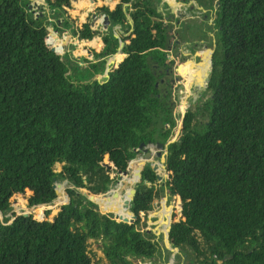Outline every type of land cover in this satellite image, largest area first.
Wrapping results in <instances>:
<instances>
[{
	"label": "trees",
	"instance_id": "1",
	"mask_svg": "<svg viewBox=\"0 0 264 264\" xmlns=\"http://www.w3.org/2000/svg\"><path fill=\"white\" fill-rule=\"evenodd\" d=\"M45 1L49 15H36L27 0H0V264L152 262L159 245L143 226L166 190L181 201L180 219L175 211L169 217L170 241L188 264H264V0H206L217 3L209 96L181 117L176 135V59L169 56L176 34L160 0L96 6L93 13L111 21L107 30L91 26L93 13L73 22V0ZM97 36L104 47L92 50L94 60L66 62L61 38ZM121 40L124 56L107 71ZM158 142L168 145L166 186L157 190L156 172L141 162L131 202L136 219L117 220L128 216L120 189L114 203L99 197L137 149ZM57 163L70 202L52 207L62 177ZM27 192L41 215L13 211L12 200Z\"/></svg>",
	"mask_w": 264,
	"mask_h": 264
},
{
	"label": "rangeland",
	"instance_id": "2",
	"mask_svg": "<svg viewBox=\"0 0 264 264\" xmlns=\"http://www.w3.org/2000/svg\"><path fill=\"white\" fill-rule=\"evenodd\" d=\"M29 6L30 5H33L35 4V2H37L39 4V6H46L44 5L46 3L45 0H27ZM78 1V0H77ZM76 0H73L72 2V6L70 9H72L73 7H76ZM162 0H160V3H161ZM180 1V0H179ZM182 1V0H181ZM187 2H189L190 0H186ZM90 3L91 0L89 1ZM159 3V4H160ZM94 4L95 5H92L90 6V4L85 7H82L81 9V14L80 16L78 17H71V19L73 20V22H75L76 24H79L80 25V21L81 20H86L89 17V20H91V14L93 12H95V7L96 6H102V5H108L110 8H113L114 7V2L113 1H110V0H94ZM35 6L33 7V12L37 15V9L35 8ZM210 8V9H209ZM208 11H207V16H206V22H202L201 24H204V25H208L209 22H211V24H209L207 29H210L211 27V32L213 34V37H209L206 39V43L207 45H205L204 47H199L201 48L202 52H204V56L202 58L205 59L208 55V51L210 49H212V45L213 43H215V37H216V29H215V26H214V20H215V17H216V9H217V3L214 2L213 4V7H209ZM212 8V9H211ZM50 10V9H49ZM212 10V11H210ZM159 11L162 12L166 17L168 16V13L167 11H164L162 9L161 6H159ZM88 12V13H87ZM86 13L88 15H86ZM86 15V16H85ZM194 16H198V17H195L196 20H203V17L198 15V13H194L193 14ZM175 17V16H174ZM83 18V19H81ZM187 18V17H186ZM185 19V17H184ZM195 19H185L184 21H182L181 17L179 18V16L177 18H174L172 19V30L171 32H174V33H178V32H181L184 28V26H187V24L191 21H195ZM177 20H179L180 23H177ZM188 22V23H187ZM191 24L192 26H194L195 28L198 27L196 22H192V23H189ZM119 29V27L117 28ZM49 30V33L50 34H53L55 35L56 37H60L59 35H57L55 29L53 28V26H49L48 28ZM60 39V38H59ZM178 39L179 42H176V40ZM177 39L175 38V35L173 36V40H174V44L176 46L174 50V52H170V55H177L176 56V66H179L180 69L182 70L181 72H187V73H190V72H194L196 70H194L193 66H189L187 63L188 61H186V56L183 54V52H186L185 50L186 49H183V46H182V42L184 41V38H179L177 37ZM72 42L76 41L77 38L76 37H73L71 38ZM60 45H62V54L64 53L65 55H67V59H66V62L69 64V65H73L75 62L74 60L72 59L71 55L73 56V53L79 49V46L78 44H74V43H69V40H64L63 38L60 39ZM56 44V43H55ZM189 52V50H188ZM82 54V58L83 59H87L86 57H88L87 54ZM117 55V54H115ZM202 55V54H201ZM85 56V57H84ZM118 58L120 57L117 56ZM77 60L76 63L77 64H84V60ZM90 60H94V57H91ZM111 60L112 59V56L107 58V66H110L111 65ZM187 64V65H186ZM209 65V69L208 71L205 73L204 77L208 76V74L210 73V70H211V64L210 62L208 63ZM204 65V64H203ZM202 66H199L198 68L201 70V72H203V69H202ZM195 73V72H194ZM70 74V71L69 73ZM199 75V74H198ZM175 76L177 77V80L174 82V84L172 83V92H173V99L175 100V116L177 118V126L172 130V133L174 135H176L177 131H178V128H179V123L181 122V117L183 116L184 113H186V108L188 109H194L196 106L200 105L201 102L206 99L208 96H209V93L207 92V88H206V80L204 79V83H202L203 79H200L198 78L197 81H195L194 83V91H192V94H189V90H187L186 88V82L188 80H190L189 78L186 77V75L184 73H180V74H175ZM195 75L192 76V78H194ZM98 78H101V76H99ZM149 148V153L148 154L144 148L143 149H139L137 151V154H136V157L134 159H132V161H130L129 163V167H130V164L133 163L136 159H139L137 160L136 162V166H135V169H134V173H130V171L127 172V174H123V173H112V177H113V182L111 184V187L109 189V191L104 194L103 196H100L99 198L100 199H104L103 202L105 203H114L117 201V198H120V202H122L123 204V207H125V203L127 201L126 198H128L129 196V192H130V189L135 187L136 184L135 182H133L135 180V174H136V169L137 167L141 164V162H143V168L144 166H146V164H148L147 159H148V156L151 157L152 161L149 163L150 164V167H157L158 165L163 169V173L166 172V176L164 179L162 180H158L157 179V182L155 183V186L157 188V190H160L161 189V186L163 185V183L168 179V171L167 169V166H166V163H165V167H164V162L162 161V159L156 155L157 152H159V149L154 146V145H149V146H146ZM162 152L164 153L165 152V148L162 149ZM145 164V165H144ZM55 169L58 173H61L62 174V177H59L57 182H56V185H57V190L59 192V195H58V198L57 200H55L53 203H52V207H57L59 205H62V204H67L70 202L69 200V197H68V193H67V187L69 186V182H68V178L67 176L65 175L64 173V170L62 168V164H59L57 163L55 165ZM157 174H159L161 176V171L159 172L158 171V168H157V171H156ZM131 174V175H130ZM164 176V175H163ZM128 178V180L126 181V179ZM145 184L147 186H151V182H145ZM163 187V186H162ZM120 189V190H119ZM119 190V192H121L116 199H113L112 195L114 193H116L117 191ZM79 192H83V193H86L85 190L83 189H79L78 190ZM29 192H27V194H23V195H17L13 200H12V209L14 212H35V213H38V214H42L43 212V209L41 207H30L28 205V202H27V196H28ZM168 195V196H167ZM120 196V197H119ZM169 197V198H168ZM169 204H173L175 206V222L177 220L180 219V214H179V211H180V207H181V203H180V198L178 196H170V194L167 192L164 193V195L161 197V198H157L155 201H154V210L153 211H149L147 213V220H146V223L145 225L143 226V229H146V230H149L153 233V235L155 236V240L158 242V245H159V254L157 255V257L155 259L152 260L151 264H188V262L185 260V257L182 255V253L180 251L174 253L171 249L172 247L169 246V247H166V243H165V235L164 233L165 232H169L168 231V228H167V224H168V220L167 222H161L162 218H165L167 219V212H168V209L166 208ZM98 207L101 209L103 208L102 205H98ZM0 216L2 217L1 213H0ZM174 223V222H173ZM156 227L158 228L159 227V231H158V234H156ZM171 230V229H170ZM93 252H96L98 256H102L101 252L100 251H97L96 248H93ZM144 262L140 261L139 264H143Z\"/></svg>",
	"mask_w": 264,
	"mask_h": 264
},
{
	"label": "crops",
	"instance_id": "3",
	"mask_svg": "<svg viewBox=\"0 0 264 264\" xmlns=\"http://www.w3.org/2000/svg\"><path fill=\"white\" fill-rule=\"evenodd\" d=\"M79 1L81 2L82 0H78L76 2V7H73L72 9H68V14L71 15V17H73V18L80 16L81 10H82L81 8L87 6V4L88 5L90 4V2L88 0H87V2H86V0L85 1L83 0L84 2L82 4L79 3ZM44 5H46V6H39V4H37L35 6V8L37 9L36 11L38 14H41V15L43 13H47L49 15V13H50L49 6L46 3ZM159 6H161L164 11H167V13H168L167 17L168 18L172 17V19H174V18H177L179 16V18L181 17L182 21H184L185 19H188V20L193 19L194 20L195 17H198V16H194L193 14L198 13V15L203 17V22H206V16H207L206 13L210 9L209 4L207 3L206 0H190L189 2H187L186 0H182V1L181 0L180 1L179 0H162L161 3L159 4ZM159 6H158V9H159ZM35 8H34V10H35ZM210 11H212V10H210ZM87 13H86V15H88ZM184 17H185V19H184ZM81 19H83V18H81ZM84 21L81 20L80 24H82V22H84ZM177 23H180L179 20H177ZM209 24H211V22H209L208 25ZM101 25H102L101 22H99L97 27L102 28ZM208 25H204V24L202 25L203 34L200 35L201 36L200 38H202V39L204 38L200 42V46H202V47L207 45V43H206L207 38L213 37V34L210 30L211 27H210V29H207L208 27H206ZM214 26H215V23H214ZM189 35H190V33H185V35L182 34L180 37V38H182V37L184 38V41L182 42L183 49H186L185 50L186 52H183L184 54H186L188 52V49H190L189 45H190L191 40L188 39ZM175 38L177 39L176 35H175ZM176 42H179L178 39L176 40ZM69 43H74V44L77 43L79 46V49H77L73 53V56L71 55V57L75 63L77 60L83 59L81 53L87 54L88 57H86V58L90 60L91 57H93V56L89 54V51L92 52V50H95L97 52H100L104 47L103 40L100 36H97V37L93 38L92 40H79V39H77L75 42L74 41L72 42V40H71ZM116 54L117 55H113V56H115V57H113L115 59H118L117 56H119V55H120L119 58L124 56V54H122V53H116ZM197 62H198V60H197ZM84 64L81 63L79 65L83 67Z\"/></svg>",
	"mask_w": 264,
	"mask_h": 264
},
{
	"label": "water",
	"instance_id": "4",
	"mask_svg": "<svg viewBox=\"0 0 264 264\" xmlns=\"http://www.w3.org/2000/svg\"><path fill=\"white\" fill-rule=\"evenodd\" d=\"M76 1H77V0H76ZM110 1H113V2H114V5L117 4V2L114 1V0H110ZM91 2H94V0H91ZM37 4H38V3L35 2L34 6H36ZM128 5H129V4H124V6H123L124 10H126V8H127ZM34 6H33V5H30L29 8L33 10V7H34ZM158 10H159V9H158ZM127 17H128V19H129V22L133 25V19L131 18V16H130L129 14H127ZM99 22H101V24H102V28L105 29V30H107L108 27H109V25L111 24V21H110V19H109V17H108L107 15H104V14H102V13H93V15H92V20H91V26H92L94 29H97V25H98ZM117 28H118V27H115V29H117ZM115 36L118 37V38H120V35H119V33H117V32H115ZM124 45H125V43L121 40V41H120V46H119V48H118V52H117V53H122V54H123V48H124ZM215 47H216V44L214 45V47H213L212 49H210V50L208 51V55H207V57H206L205 59L202 60V58H203V56H204V55H203L202 57H200V59L198 60V62H197V61H190L191 64H192L195 68H197V73L200 74V75H201V70H200L198 67H199V66H202L203 64H205V63H207V62H208V63L210 62V64H211V70H210V73L208 74V76L204 77V78H203V81H202V83H204V79L206 80V87H207L208 82H209V80H210L211 72H212V69H213L212 56H213V54H214V52H215ZM89 54L91 55V51H89ZM113 57H115V56H112V59H113V60H111L112 63H111L110 66H108L107 71H109V70L111 69V66H112V65H114V64H118V63L120 62V60L122 59L123 56H122L120 59H115V58H113ZM196 57H197V55H196ZM182 73H184L185 75H187V72H182ZM186 111H188V108H186ZM184 115H185V113L183 114V116H184ZM183 116H182V117H183ZM179 130H180V125H179V128H178V132H179ZM170 139H174V137H171ZM149 145H153V144H149ZM149 145H147V146H149ZM156 146H157V148L160 149L159 152L156 153V155L159 156V157L162 159V161L164 162V167H165V163H166V161H167V155H168V145L166 146V148H165V152H164V153L161 151L162 144H161L160 142L156 143ZM143 148H144V150H145L148 154H150V153H149V148H148V147H146V146H145V147H144V146H141L140 149H143ZM138 150H139V149H137V151H138ZM131 161H132V160H131ZM129 169H130V167L128 166V169H127L126 171H124V172H119V173L127 174V172L129 171ZM165 169H166V168H165ZM153 170L156 172V171H157V167H153ZM156 174H157V173H156ZM157 178H158V180H162V178H161V176H160L159 174H157ZM166 181H167V180H166ZM166 181L163 183V185H162L163 187L166 186ZM135 184H137V181H135ZM55 187H56V189H57V185H55ZM110 187H111V185H110ZM165 192H166V194H167L168 191L166 190ZM57 193H58V195H59L58 190H57ZM135 194H136V188L133 187V188L130 189L129 196H128L129 199L126 201V203H125V207H124V208H127V209H128V216H122V215L115 214V217H116L117 220L124 221V222H129V223L134 222V220L136 219V215H135L134 212L131 210V206H132V203H131V202H132L133 199L135 198ZM119 197H120V196H119ZM180 203H181V201H180ZM166 208L169 209V210H171L172 213L175 211V206H174L173 204H169ZM118 209H119V208H117V207L114 208L115 211H118ZM181 213H182V207H180V211H179L180 216H181ZM162 221H163V222H167V219L163 218ZM177 221H178V220H177ZM172 224H173V222H169V223H168L167 228H168V231H169V232H165V233H164V235H165V243H166V247L171 246V247H172L171 250H172L174 253H176V252L179 251V248H178V247H175V246L171 243V241H170V229H171V227H172ZM156 231H157L156 234L159 235V234H158L159 227H158V228L156 227ZM143 264H151V259H150V258H147V259L144 261Z\"/></svg>",
	"mask_w": 264,
	"mask_h": 264
},
{
	"label": "flooded vegetation",
	"instance_id": "5",
	"mask_svg": "<svg viewBox=\"0 0 264 264\" xmlns=\"http://www.w3.org/2000/svg\"><path fill=\"white\" fill-rule=\"evenodd\" d=\"M192 22H196V24H197L198 27L195 28L194 26H192L191 24H189V23H192ZM202 22H203L202 19L201 20H196L195 19V21H191L189 23L187 22L188 23L187 26H184L183 27L184 29L181 32L175 33L176 36L179 37V38L181 37L182 34L185 35V33H190V35L188 36V39L191 40L190 45H189V48L190 49H188L189 52H187L186 54L183 53L186 56V61H188L187 64L189 66H193L190 61H197V60L200 59V57H202L204 55L203 54L204 52H202V50H201L202 47L200 46L201 40L204 39V38L203 39L200 38L201 37L200 35L203 34V27H202L203 24H201ZM199 47H201V48H199ZM175 48H176V46H175V44H173V49H175ZM170 52H172V51H170ZM196 55H197V57H196ZM169 56L171 58L176 59L175 56H177V55H169ZM176 60H175V65H176V62H177ZM175 65H174L173 74L170 76V81L173 84L177 80V77L175 76V74L182 73L181 72L182 70L180 69V67L179 66H176L175 67ZM206 65H207V63H205L203 65L202 69L205 70ZM193 68H194V70H196V71H194L195 73L194 72L187 73V75H186L187 78H192L193 75H195V76L197 75V77H198L197 68H195L194 66H193ZM192 91H194V83H192L190 85V90H189L190 93L189 94H192Z\"/></svg>",
	"mask_w": 264,
	"mask_h": 264
},
{
	"label": "bare ground",
	"instance_id": "6",
	"mask_svg": "<svg viewBox=\"0 0 264 264\" xmlns=\"http://www.w3.org/2000/svg\"><path fill=\"white\" fill-rule=\"evenodd\" d=\"M161 144H162V143H161ZM154 146H156V145H154ZM156 147H157V146H156ZM163 148H166V147H164V146H163V144H162L161 151H162V149H163ZM158 149H159V148H158ZM159 150H160V149H159ZM137 160H139V159H137ZM137 160H136V162H137ZM149 160H151V161H152V159H151V157H150V156H148V159H147V161H146V162L150 163V162H149ZM163 169H164V168H162V171H163ZM162 171H161V172H162ZM159 172H160V171H159ZM162 175H164V176H165V175H166V172H165V173H163V172H162ZM167 213H168V215H167V220H168V223H169V222H170V219H169V217H171V215H172V212L169 210ZM162 219H163V218H162ZM161 222H163V221L161 220ZM167 225H168V224H167Z\"/></svg>",
	"mask_w": 264,
	"mask_h": 264
}]
</instances>
